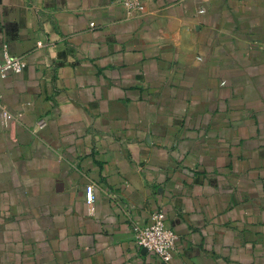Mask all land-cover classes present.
<instances>
[{
    "label": "crops",
    "instance_id": "0c3cea01",
    "mask_svg": "<svg viewBox=\"0 0 264 264\" xmlns=\"http://www.w3.org/2000/svg\"><path fill=\"white\" fill-rule=\"evenodd\" d=\"M4 50L0 264H264V0H0Z\"/></svg>",
    "mask_w": 264,
    "mask_h": 264
},
{
    "label": "built area",
    "instance_id": "2783aa9c",
    "mask_svg": "<svg viewBox=\"0 0 264 264\" xmlns=\"http://www.w3.org/2000/svg\"><path fill=\"white\" fill-rule=\"evenodd\" d=\"M122 11L129 16L141 15L145 10L148 0H117ZM94 22H90L93 26ZM41 45L40 41L36 43ZM26 66V60L20 55H11L4 50L0 57V77H6L7 73L18 74L22 72ZM4 107L3 99L0 95V109ZM7 118L11 116L5 114ZM45 124L44 120L38 121V127ZM85 198L88 203L93 200V186L88 184L85 186ZM152 222L147 224L133 223L131 225L134 242L137 246L151 252L154 256L167 261L173 254L175 249L177 234L164 223L163 216L159 213L152 215Z\"/></svg>",
    "mask_w": 264,
    "mask_h": 264
}]
</instances>
